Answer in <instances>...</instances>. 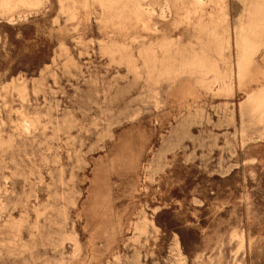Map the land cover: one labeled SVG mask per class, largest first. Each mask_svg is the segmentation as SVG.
Masks as SVG:
<instances>
[{"label": "rangeland", "instance_id": "rangeland-1", "mask_svg": "<svg viewBox=\"0 0 264 264\" xmlns=\"http://www.w3.org/2000/svg\"><path fill=\"white\" fill-rule=\"evenodd\" d=\"M27 2L0 8V264H264V122L240 110L264 48L237 73L264 0L165 22L153 0L157 32L123 1Z\"/></svg>", "mask_w": 264, "mask_h": 264}, {"label": "bare ground", "instance_id": "bare-ground-1", "mask_svg": "<svg viewBox=\"0 0 264 264\" xmlns=\"http://www.w3.org/2000/svg\"><path fill=\"white\" fill-rule=\"evenodd\" d=\"M97 1L104 9H115L116 5L120 1H123L125 2L122 9L123 12L129 10V12H131L132 17L136 20V22L141 24L144 29L151 30L154 32L158 31V29H156L155 26H152L153 23L152 18L155 15V9L152 4L153 0H97ZM160 1H161L160 9H159L160 18L163 22H165L167 20L168 15L172 13V10L176 9L185 0H160ZM193 2L196 5L197 10L199 11L198 15L200 20L205 16L208 8H211L212 10H218L222 14V18H224V20H227L225 19L227 17L226 0H193ZM25 4H29V2H27V0H17V1L2 0L0 2V8L9 10L15 7L16 5H25ZM67 8L69 9L70 7L67 6ZM251 16H252V24L250 28L251 33L247 32L245 28H241L237 34L238 35L237 47L239 51L238 59H237V73H238V78L240 80H242L245 77L250 67L256 64V58L264 48V42H263L264 3L261 4L257 3L253 8ZM201 27H203L206 30L207 26L202 25ZM170 46H171L170 43L165 44L163 50H165V52H168L170 50ZM226 46L229 47V41L226 42ZM170 60H171L170 57H167L165 58V61L162 63V75L174 78L179 71L176 68H173L172 66L173 64L172 63L170 64ZM183 67L186 68L187 70L190 69L192 71H195L196 73L202 76H206L213 72L209 64L207 63L206 59L198 55L193 56L191 59H188L183 64ZM214 82L220 83V79L218 78L217 75H215L214 77ZM221 84L225 88L230 87V81L222 80ZM240 110L242 112V116H244L245 114H249L251 116H258L259 122H264V87L259 91H252L248 93L245 102L242 103L240 106Z\"/></svg>", "mask_w": 264, "mask_h": 264}]
</instances>
